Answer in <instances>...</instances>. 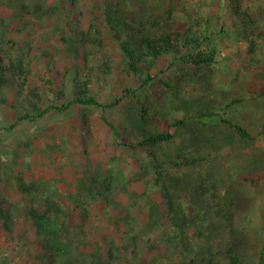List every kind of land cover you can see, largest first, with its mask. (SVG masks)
<instances>
[{"label":"trees","instance_id":"trees-1","mask_svg":"<svg viewBox=\"0 0 264 264\" xmlns=\"http://www.w3.org/2000/svg\"><path fill=\"white\" fill-rule=\"evenodd\" d=\"M218 2L214 8L213 0H104L100 18L95 17L89 29L78 30L77 35L83 45L103 48L106 41L102 18L119 44L126 72L137 84L123 87L119 98L104 103L91 89L98 75L89 66L90 72L76 78L71 90L57 93L56 99H46L44 90L30 86L18 107L17 123H36L53 110L64 113L80 108L84 128L90 131L94 109L116 108L125 99L138 103L124 124L115 125L106 117L103 120L115 134L118 145L134 152L140 169L154 173L155 182L169 205L166 216L176 230L168 238L166 247L151 246L159 254L157 259L137 264H264V221L258 230L231 229L224 233L214 229L211 237L205 235L202 223L195 234L199 239L196 244L186 238L185 225L190 219L181 202L189 191L193 198L205 197L213 191L204 214L218 208L228 210L235 203L219 192V185L227 191L234 185L219 181L223 170H229V163L245 155H249L250 168L240 178L256 189L264 180V151L257 148V143L264 138V80L260 76L264 73V31H259L264 10L251 13L238 0ZM229 11L234 14L233 26L249 34L244 50L252 56L250 66L254 78L236 79L235 87L224 90L216 81L221 61L220 53L212 44L217 35L229 33L222 14ZM44 12L42 3L21 4L15 9V16L28 25L32 23L28 16L40 19L45 16ZM167 59L171 73L159 70ZM98 69L104 80L111 78L113 67L108 62ZM28 70L22 56L7 60L0 57V91L13 79L22 81L20 92L24 93L29 83ZM45 82L54 85L50 77ZM243 147L247 151L242 152ZM207 164L219 168L205 176L200 169ZM183 171H197V175L193 180L178 174ZM91 179V185L83 188L87 194L74 199L73 209H66L56 198H48L42 208L30 206L26 211L42 245L43 251L38 255L41 264H88L73 257L69 237L72 212L81 209L87 215L90 202L109 201L116 181L113 176L102 178L99 174ZM18 182L24 194L34 192L33 186L22 177ZM15 212L0 203V224L10 233H14L17 223ZM202 238L208 240L207 244ZM93 264H132V261L112 252L108 260Z\"/></svg>","mask_w":264,"mask_h":264},{"label":"rangeland","instance_id":"rangeland-1","mask_svg":"<svg viewBox=\"0 0 264 264\" xmlns=\"http://www.w3.org/2000/svg\"><path fill=\"white\" fill-rule=\"evenodd\" d=\"M238 1L251 13L264 10V0ZM103 2L0 0V57L7 60L11 56H22L29 69V83L24 87V93L20 92L22 81L13 79L0 91V203L16 210L17 218L14 233L7 232L0 224V264H41L38 255L43 251L42 245L26 211L30 206L42 208L48 198H56L66 209H73L74 199L84 198L87 194L84 186L91 185V178L98 174L102 178H115L114 194L107 202H90L87 215L81 209L72 212L69 237L75 259L93 264L101 259L108 260L115 252L130 257L132 264L145 263L159 257L158 252L151 249L152 245L166 247L168 238L175 234L176 229L165 213L169 205L163 190L155 182L154 173L140 169L134 152L118 145L115 134L103 120L106 117L115 125L124 124L138 103L125 99L116 108L94 109L90 131L84 128L80 108L64 113L53 110L36 123H17L18 107L30 86L44 90L46 99H56L57 93L72 89L76 78L85 77L90 72L89 66L100 77H96L91 89L104 103L119 98L123 87L137 84L126 72L119 44L102 18L106 41L103 48L85 46L79 40L77 31L89 29L94 18L100 16ZM38 3L43 4V18L28 16L32 23L25 25L15 16V9L21 4ZM212 4L216 8L219 2L213 0ZM222 14L230 30L217 35L212 47L220 53L221 61L216 81L222 89L229 90L235 87L236 79L252 80L254 72L250 66L252 56L244 50L249 34L233 26V12ZM259 29L264 31V21ZM88 55L89 59L86 58ZM167 61L159 66V70L171 73ZM105 62L113 67L109 80H104L98 69ZM260 76L264 80V73ZM48 77L53 79V86L45 82ZM257 148L264 151V138L257 143ZM241 149L247 151L244 147ZM248 157L245 155L229 163V170L222 172L219 183L234 185L230 191L219 185V192L235 203L228 210L218 208L204 214L213 191L199 198H193L189 191L181 202L190 219L185 225L186 238L193 244L199 240L195 234L202 228V223L207 237L214 234V229L224 233L231 229H259L264 221V180L256 189L240 178L250 168ZM217 168L218 165L207 164L200 172L208 176L209 171ZM178 174L194 180L197 171ZM20 177L33 186L31 195L24 194L19 188ZM83 179L87 182L83 183ZM202 241L207 244L208 240L202 238ZM161 261L165 262V259Z\"/></svg>","mask_w":264,"mask_h":264}]
</instances>
